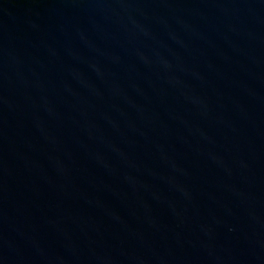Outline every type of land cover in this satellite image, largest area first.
Listing matches in <instances>:
<instances>
[{"label": "water", "instance_id": "water-1", "mask_svg": "<svg viewBox=\"0 0 264 264\" xmlns=\"http://www.w3.org/2000/svg\"><path fill=\"white\" fill-rule=\"evenodd\" d=\"M0 264H264V0H0Z\"/></svg>", "mask_w": 264, "mask_h": 264}]
</instances>
